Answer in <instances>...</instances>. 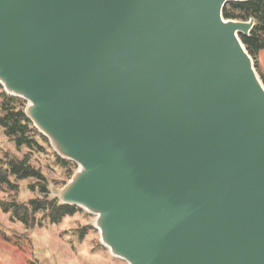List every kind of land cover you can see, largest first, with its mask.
Segmentation results:
<instances>
[{"label": "water", "instance_id": "obj_1", "mask_svg": "<svg viewBox=\"0 0 264 264\" xmlns=\"http://www.w3.org/2000/svg\"><path fill=\"white\" fill-rule=\"evenodd\" d=\"M250 0H0V84L58 156L52 192L128 264H264V83Z\"/></svg>", "mask_w": 264, "mask_h": 264}, {"label": "rangeland", "instance_id": "obj_2", "mask_svg": "<svg viewBox=\"0 0 264 264\" xmlns=\"http://www.w3.org/2000/svg\"><path fill=\"white\" fill-rule=\"evenodd\" d=\"M256 61L258 62V57ZM256 70L259 75L263 74L259 62ZM3 91L5 89L0 84V116L3 115ZM28 104L27 100L20 98L17 106L25 110ZM36 138L44 149H32L27 145L19 148L0 126V163L6 156L27 159L46 176L50 196L53 198L56 197L52 192L53 188L64 187L72 177V170L73 174L77 170L78 164L69 160L70 164L62 165L50 140L46 137L47 141L44 142L39 137ZM16 183L18 191L0 190V199L12 200L16 196L18 201L27 202L41 196L38 190L29 188L34 183L33 179L17 180ZM38 217L44 218L42 225L29 228L20 221L13 220L10 213H5L0 208V264H128L126 260L114 256L102 243L100 231L95 226V214L80 208L73 215H66L60 223H52L48 217H44V213L38 214Z\"/></svg>", "mask_w": 264, "mask_h": 264}, {"label": "trees", "instance_id": "obj_3", "mask_svg": "<svg viewBox=\"0 0 264 264\" xmlns=\"http://www.w3.org/2000/svg\"><path fill=\"white\" fill-rule=\"evenodd\" d=\"M223 15L226 19L249 20L255 18V25L249 35L240 34V38L250 55L255 60V66L258 67L257 54L264 49V0H250L246 2H230L224 10ZM264 82V74H260ZM0 126H2L7 135L11 136L20 148L27 145L29 148L44 149V146L36 137L46 142L44 135L37 132L31 120L26 116L23 108H18L17 103L20 98L2 93ZM62 165L70 164L69 160L57 156ZM73 170L71 172L72 176ZM33 179L34 183L29 188L33 191L38 190L40 197L31 198L27 202H20L16 196L12 200L0 199V208L5 213H10L11 218L20 221L29 228L42 225L44 218H39L38 214L44 213L52 223H60L66 215H73L80 208L74 205L62 204L57 197L50 196L48 181L42 171L27 159H18L6 156L0 163V190L18 191V184L15 180Z\"/></svg>", "mask_w": 264, "mask_h": 264}, {"label": "crops", "instance_id": "obj_4", "mask_svg": "<svg viewBox=\"0 0 264 264\" xmlns=\"http://www.w3.org/2000/svg\"><path fill=\"white\" fill-rule=\"evenodd\" d=\"M257 57H258L260 69L262 70V73L264 74V49L259 51V53L257 54Z\"/></svg>", "mask_w": 264, "mask_h": 264}]
</instances>
